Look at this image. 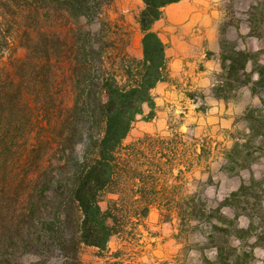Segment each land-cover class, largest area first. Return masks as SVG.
<instances>
[{"label": "trees", "instance_id": "obj_1", "mask_svg": "<svg viewBox=\"0 0 264 264\" xmlns=\"http://www.w3.org/2000/svg\"><path fill=\"white\" fill-rule=\"evenodd\" d=\"M112 1L0 0V43L14 38L25 49L0 73V264H81L82 246L105 249L123 229L125 215L101 202L117 192L125 170L122 142L142 106L152 104L151 89L166 78L164 45L149 29L165 6L182 0H142L143 58L128 63L111 56L117 47L107 23L91 27ZM69 23L64 34L55 28ZM251 55L228 57L240 85L251 82ZM62 62L70 65L66 82L59 80ZM117 69L125 82L117 80ZM62 83L70 87V104L59 95ZM253 112L245 119L264 151V115ZM222 207L232 218L218 229L217 256L222 264H247L256 248L264 249V174L243 179L216 210ZM242 216L247 226L235 225L232 219ZM240 244L250 251L236 255Z\"/></svg>", "mask_w": 264, "mask_h": 264}, {"label": "rangeland", "instance_id": "obj_2", "mask_svg": "<svg viewBox=\"0 0 264 264\" xmlns=\"http://www.w3.org/2000/svg\"><path fill=\"white\" fill-rule=\"evenodd\" d=\"M143 8L142 0H113L91 25L98 30L107 23L116 63L143 58ZM71 26L55 28L64 34ZM149 31L164 45L166 78L151 89L152 104L142 106L122 142L118 155L125 170L117 192L101 202L103 209L112 206L125 215V224L105 249L82 246L78 257L81 264H222L218 229L232 214L226 207L216 209L243 179L264 174L261 139L252 137L245 119L249 110L264 115L259 97L264 95V0H182L165 6ZM0 48H6L0 51V73L25 54L14 38ZM237 52L252 54L247 85L227 69L228 57ZM116 71L117 80L125 82L123 70ZM69 74V63L62 62L59 80L66 82ZM61 89L60 97L70 104V87L62 83ZM232 221L247 226L243 216ZM243 251L250 248L240 244L235 254ZM247 264H264V249L256 248Z\"/></svg>", "mask_w": 264, "mask_h": 264}]
</instances>
